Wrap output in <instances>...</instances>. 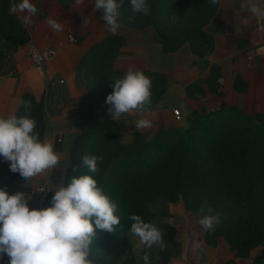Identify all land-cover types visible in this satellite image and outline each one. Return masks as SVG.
Masks as SVG:
<instances>
[{"label":"trees","instance_id":"1","mask_svg":"<svg viewBox=\"0 0 264 264\" xmlns=\"http://www.w3.org/2000/svg\"><path fill=\"white\" fill-rule=\"evenodd\" d=\"M188 0H148L150 14L135 13L134 19H123L121 23L138 29L154 28L157 41L163 52H174L189 44L193 52L199 47H209L211 39L204 27L213 16L217 4L210 14L201 16L199 24H189L178 30L163 24L176 16ZM124 7L131 11L129 0ZM103 13V11L101 10ZM0 22L10 25L14 41L24 42L27 36L21 25L7 16ZM120 22V20H119ZM123 38L110 36L99 46L101 58L86 84L91 98L97 96L99 87L113 91L112 82L123 78L111 65ZM0 50V71L4 61ZM210 75L205 80L211 93L220 95L217 82V66H209ZM151 80V104H155L166 91V77L161 73L143 72ZM236 84V81H235ZM236 89V87H235ZM244 90V89H243ZM185 92L202 93L199 85L186 87ZM21 101H30L36 111L25 110L20 104L16 116L27 114L37 122L36 131L42 139L44 117L39 112L41 100L30 94ZM123 131L117 121H97L78 133L69 151V165L64 176L67 186L73 176L92 175L105 194L117 204L116 215L120 223L113 233L100 230L101 235L118 236L125 243L132 221L130 214L140 215L145 222H153L154 214L148 204L156 199L168 203L181 202L185 211L198 214L204 201L222 214V223L215 232L205 231L203 242L215 247L219 238L229 247L233 256L225 264H239L238 260L249 258L252 250L260 249L253 264H264V116L249 115L243 111L219 105L208 111L205 107L193 111L187 117V125L171 127L156 132L150 139L142 141V135L133 134L132 141L121 144ZM105 139L107 140L104 143ZM84 155L103 156L98 162L99 173H89L82 166ZM75 167V171L73 170ZM8 179L6 187L2 180ZM0 188L9 193L30 190L19 173L10 171V162L0 156ZM178 246L177 242H173ZM94 264H121L114 255L110 260L98 257L92 250ZM129 264H135L131 261ZM155 264V263H152Z\"/></svg>","mask_w":264,"mask_h":264},{"label":"crops","instance_id":"2","mask_svg":"<svg viewBox=\"0 0 264 264\" xmlns=\"http://www.w3.org/2000/svg\"><path fill=\"white\" fill-rule=\"evenodd\" d=\"M20 2L0 0V16L16 20L27 36L24 42L1 39L0 31V50L5 56L0 71V116L15 114L25 94L39 101L54 93L57 112L44 116L41 141L52 143L61 157L57 168L25 181L30 191L47 187L53 197L54 191L64 185L65 165L76 135L94 122L113 120L108 115L109 105L105 103L111 91L99 87L97 96L91 98L86 87L89 74L101 58L99 46L110 36L124 40L111 65L115 72L125 75L132 68L166 77L165 93L155 104L147 106L145 118L152 126L146 129L135 126L143 138L166 128L185 126L177 123L179 120L173 116V109L188 117L203 106L206 110H215L225 104L249 115L260 113L264 116V21L252 17L248 0H220L203 29L211 43L209 47H199L197 53L189 44L174 52H163L152 27L138 29L119 22L118 30L110 32L102 19L103 13L95 8V0H84L79 6L76 0H31L38 9L31 23L24 21L26 13L11 11L12 5ZM46 17L62 22L65 32H53ZM68 36H73L77 42H69ZM30 44L38 52L49 48L57 51L49 62L32 67L27 57ZM211 65L217 66L220 95L211 93L205 83ZM192 84L201 86L202 93L187 95L185 89ZM137 118L138 114L125 115L118 121L131 119L135 125ZM29 207L36 209L37 205H31L29 200ZM175 218H171L176 227L174 239L182 246L186 238L182 237L179 217ZM127 237L130 240L134 236L128 234ZM200 242L205 253L216 250L223 254L212 259L214 264H225L233 256L221 238L215 247L206 245L202 237ZM131 255L137 264L136 254ZM184 255L182 251L181 256L170 259L169 264H186ZM208 260L211 262L210 258Z\"/></svg>","mask_w":264,"mask_h":264},{"label":"clouds","instance_id":"3","mask_svg":"<svg viewBox=\"0 0 264 264\" xmlns=\"http://www.w3.org/2000/svg\"><path fill=\"white\" fill-rule=\"evenodd\" d=\"M83 2L76 0L77 6ZM219 2L211 0L212 4ZM129 3L132 13L150 14L148 0H129ZM123 4L124 0H95V8L103 10L102 19L112 33L120 27ZM11 11L26 13L23 19L31 23L38 9L31 0H21L12 5ZM248 11L257 21H264V0H248ZM46 23L53 32H65L64 24L56 19L46 17ZM32 53L37 62L46 58L39 56L34 48ZM112 88L105 101L109 105L108 115L118 121L125 115L138 114L136 128H150L151 121L145 118L151 104L150 78L140 70L129 68L123 78L112 82ZM21 103L26 111L31 108L30 101ZM36 127V120L27 114L0 116V156L10 162V171L19 173L24 181L55 169L60 163V154L52 143L41 141ZM103 159L99 155H84L81 163L89 173L95 174L99 173L98 162ZM30 199V194L24 191L9 193L0 188V257L7 255L9 264H94L91 255L96 230L113 233L120 223L115 214L117 204L89 174L73 176L67 186H59L50 207L30 209ZM198 215V223L205 231L215 232L222 223V214L207 201L201 204ZM128 219L132 221L129 236L137 237L147 249L153 246L165 249L163 231L156 222H145L137 214H130ZM203 249L202 242L193 243L194 253ZM138 259L151 264L147 253Z\"/></svg>","mask_w":264,"mask_h":264},{"label":"rangeland","instance_id":"4","mask_svg":"<svg viewBox=\"0 0 264 264\" xmlns=\"http://www.w3.org/2000/svg\"><path fill=\"white\" fill-rule=\"evenodd\" d=\"M214 7L215 5L211 3V0H188L185 5L179 10L176 16L170 18L169 21L164 23L163 25L175 30H178L180 27H184L191 23L197 25L201 20V16H204V14H210L213 11ZM129 17H131V19H134L135 13H132V11H129L123 5V7L120 9V22L123 19L128 20ZM9 27L10 25L0 24V31L2 36L1 39H12L11 36L13 37V39H15L14 34L10 31ZM35 108V106H31L30 112H35ZM211 110L214 109H209L208 111ZM39 112L43 115V117L45 115H52L57 112L54 93L48 94L46 97H43L41 99ZM180 115V120L177 121V123L181 122L183 125H187V116L182 115V112ZM117 123L121 124L123 128V131L119 137L120 143L127 144L131 142L133 134L137 132L133 121L131 119H125L123 121H117ZM150 138L151 137H142V141H146ZM106 142L107 140L105 139L104 143ZM68 165L69 159L67 164L65 165L66 170L68 168ZM7 180L8 179L6 178L2 180V183L6 187L8 186ZM35 191L36 189L29 192L31 196V205H36ZM148 206L154 214L153 222H156L163 231V239L166 242V247L164 250H161L158 246H153L151 249H147L144 245L140 244L137 237H133L130 240H128V237H126L125 243L122 244V242L117 240L118 236H113L111 238L106 234L101 235L100 229H97V235L92 245V250L94 251V253L99 258L105 257L109 260L115 255L117 258L116 261L121 264H129L131 263V261L133 262L131 254H136L135 257L137 259V264H143L142 259L138 258H141L145 253L149 254L151 264L154 262H157V264H169V260L172 258L180 257L182 251L185 254L183 261L186 264H214L212 263V259L214 257H216L217 255L223 256V254H218L216 250H212V253H205L204 249L199 253H194L192 251L193 243L200 242L201 237H204L205 230L202 229V227L198 223V220L200 218L199 215L192 212H184V208L180 201L177 203H168L163 199H156L150 202ZM173 217H179V223L181 224L180 230H182L181 233L183 235L181 236L186 238V241L183 242L182 246L174 239L176 227L172 225L173 221L171 220V218ZM173 242H177L178 246H176ZM259 254V248L252 250L249 258L238 260V263L253 264L254 259L259 256ZM208 258L211 259V262H209Z\"/></svg>","mask_w":264,"mask_h":264},{"label":"built area","instance_id":"5","mask_svg":"<svg viewBox=\"0 0 264 264\" xmlns=\"http://www.w3.org/2000/svg\"><path fill=\"white\" fill-rule=\"evenodd\" d=\"M71 37L73 39H70L68 36L67 40L69 42L76 43L77 42L76 39L73 36ZM33 48L35 49L36 53L39 56L46 55V58L37 62V60L33 58V53H32ZM56 51H57L56 48H49L43 52H38L36 48L34 47V45L30 44L27 49V57L30 60L32 67H41L44 63L49 62L54 57V55L56 54ZM60 83H62V81H60ZM172 113L176 120H180L181 115L177 109H173ZM35 200H36V205H37L36 209H44V208L50 207L51 201H52L50 189H48L47 187H40L36 189ZM9 259L10 258L7 255H4L3 260L0 261V264H9Z\"/></svg>","mask_w":264,"mask_h":264}]
</instances>
